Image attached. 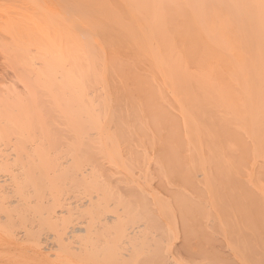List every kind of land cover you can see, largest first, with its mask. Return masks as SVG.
Masks as SVG:
<instances>
[{"label":"bare ground","instance_id":"6f19581e","mask_svg":"<svg viewBox=\"0 0 264 264\" xmlns=\"http://www.w3.org/2000/svg\"><path fill=\"white\" fill-rule=\"evenodd\" d=\"M58 5L53 25L47 18L53 14L45 15L38 52L21 57L26 90L13 92L16 114L0 100L6 114H0V233L20 241L31 236L41 250L69 246L76 264H173L162 252L167 239L159 217L167 214L187 248L193 237L226 231L242 258L264 264L258 250L264 246V0ZM7 141L13 142L5 148ZM146 145L158 153L148 156ZM148 165L159 185L172 179L181 186L168 190L166 200L153 194L156 210L133 185L123 198L117 192L119 184L139 181L135 166ZM76 184L99 192L81 204L76 198L82 209L59 201L64 208L57 210V196ZM46 189L56 204L45 210L31 192L42 196ZM113 201L121 203L116 211ZM197 218L213 219L210 231ZM204 235L202 242L213 237Z\"/></svg>","mask_w":264,"mask_h":264},{"label":"rangeland","instance_id":"374dc122","mask_svg":"<svg viewBox=\"0 0 264 264\" xmlns=\"http://www.w3.org/2000/svg\"><path fill=\"white\" fill-rule=\"evenodd\" d=\"M54 1H56V2H54ZM31 3L34 6L30 5ZM56 3L58 5L60 3V0H58V1L57 0H30V2H29V0H0V100L2 98H5L6 102H4V103H7V105H8V106L6 105V109L8 108L7 109L8 113H9V108H10V110L13 108V110H11V112H12V114H16L15 107H12V105H10V102H12V100H13V92L18 93V94L21 95L22 93L24 94V91L26 90L25 85H24V82H25L24 80L26 78V74L27 73H26V71L24 69L25 66L23 65L24 68H23V66H21L22 65L21 64L22 63L21 57L23 55H26V54L35 55V53L38 52V51H35V50L37 49V47H39V45H40L39 41H41L42 38H43V34H44V31H45V30H43L44 29V25H46L48 23L46 21H48L49 18H51L52 20L53 19L55 20L54 17H56V15H54L53 12H55L54 10H58L59 7H60L59 5H58L59 6L58 7L56 5ZM55 8H57V9H55ZM51 11H53V12H51ZM50 14H53L54 16L50 15ZM45 15L46 16L50 15L51 17L49 16V17H47L48 18L47 19ZM27 17H30V18H27ZM28 19H29L30 22L28 21V23H27ZM52 20H51V23H49V24H52V23L54 24L56 22V20H55V22H54V20L53 21ZM28 24H29V26H28ZM32 27H34V28L32 29ZM31 39H33V40H31ZM34 39L37 40V42L35 41L33 43ZM29 43H31V45ZM32 66L36 67L37 63L36 64H32ZM2 109H3V107H2ZM172 110L174 112L176 111L174 108ZM14 111H15V113H13ZM2 112H3V115H5V117H6V114L4 113L3 110L0 112V114H2ZM3 115H0V123H1L0 127H2V124L5 123L4 120L2 121V119L5 118V117H3ZM8 140H10V139H8ZM9 142L11 144V142H13V141H9ZM9 142L7 141L6 144L4 142L3 146H6L5 148H8L9 145H7V144ZM132 143L135 144L136 143L135 140L132 141ZM3 146H1V148H3ZM145 147H147L148 150L151 149L150 152H148V150L146 149L147 153H148V156H155V154L158 153V147L155 148V146H153V145H146ZM153 148H155V149H153ZM138 149H141V148L139 147ZM154 151H156V152H154ZM152 154H154V155H152ZM103 162H106V161H103ZM140 165H142V164L140 163L139 166ZM247 165H250V163H248ZM105 166H106L105 168H104V166H102L103 170H106V169L108 170L110 165L106 162ZM139 166H135V168H134V170L136 171V175H137V172H139L138 176L135 175L136 179L138 177H140V178H138L139 181L137 183L131 184V186H130L131 188H128L129 187L128 185H126L127 186V188H126L125 185H124L125 187H123L122 184H119V186H120V188H118L119 191H120L121 188H123V189L125 188V189L124 190L121 189L120 192L119 191H117V192L123 198L122 194H124V191L126 189H127L126 191H128V190L131 191L130 189H133V188H136L137 190H141L147 196L146 197L147 200H148L147 201V205L148 206L150 205L152 208H154L156 210V206L154 204V202L156 203V200H154L155 197H153V194L156 193V195H159V196L162 197V198L160 197L161 199H165L166 200V199H168V195H167L168 190H172L174 188L175 189L176 188H180L181 186L179 185V182H177L176 180H172V179H169L167 184L163 183V185H162V183H161V185H159L160 184V182H159L160 180L158 178H156L157 177L156 174L155 175L152 174L153 176L149 174V173H153L154 172V171H152V170H154V169H152V167H154L153 165H152V167H150V165H148V167H150V168H148L146 166L143 169L141 168L142 171L139 170V168H140ZM150 169H152V170H150ZM111 171H109V172L111 173ZM248 171L251 172L250 170H248ZM244 173L245 172L243 171V172H240V174H238L240 180L244 179V178L246 179V176H245L246 173L245 174ZM139 174H141L144 177L140 176ZM150 176H152V178ZM143 178H145V180H143ZM197 178H200V177L198 176ZM244 180H242V181H244ZM142 181H146V182L143 183ZM260 182H261V180H260ZM262 183H264V181ZM81 185H85V184H81ZM132 185H133V188H132ZM249 185L251 187L255 188V186H252V184H249ZM78 186L80 188H78ZM85 186H87V185H85ZM119 186L115 187L113 184L111 185V187H114V188H117ZM61 187H62V189L65 188V187H66V189L67 188L70 189V186L67 187V185L61 186ZM73 187H76V186H73ZM73 187L70 189L71 191H68V192H70L72 194V189H74L73 193H74L75 196L73 194L71 196L70 193H68L67 190L64 189L60 193L61 196L58 195L57 196L58 199L56 198V200L58 201L57 204H56V200H55L54 197H52V196H50L48 194L47 195H43V194H46L48 192L47 189L44 190V192L41 194L42 196L35 195L33 192H31L32 196L34 197L33 198L31 196L32 199L36 200V202L40 201L39 203H33V204L34 205L38 204L39 208L45 207V210L47 208L46 206L50 207L51 205L53 206L54 204H56L55 206L57 208L55 206L54 207L57 210H59L60 207H61V209L64 208V207L68 209L69 205H70V207H71V205L73 206V207L70 208L71 210H74V209L77 210L76 206L81 204L80 201H79L80 198L82 200L85 198L84 200H86L89 197L88 195H91V193H92V195H94V194L99 192V189L97 190L96 187H93V186H88V188H89L88 191L85 190L86 188L84 186L81 187L80 184H78L77 187H76L78 189L73 188ZM99 188H101V186ZM136 189H134V190H136ZM189 190H191V189H189ZM189 190H187L186 187L184 188V191H186V192H190ZM65 191L69 195H67V193ZM126 191H125V193H126ZM88 192H89V194H87ZM128 192L126 193L127 195L129 194ZM31 193L28 194V197H29V195H31ZM62 195H63L64 198L62 197ZM38 196H39V200H38ZM44 196H46V197L49 196V198H52L51 201L49 202V198L46 199V197H44ZM66 196H69V197H66ZM70 197L71 198H73V197L75 198V199H73V203L68 202L69 203L68 204L67 202L65 203V201L62 200V199H65V200L67 199V201H69ZM127 197L128 196H126V198ZM68 198H69V200H68ZM76 198H77V200L79 199L78 200L79 204L77 203ZM126 198H124L123 200H125ZM46 200H48V201H46ZM128 200H130V199L127 198V200L125 202H127ZM44 201H45V203H44ZM52 201H55V202H52ZM59 201H62V202L65 203V204H63L62 202L60 203V204H62V206L64 205V207L60 206ZM74 201H75L76 205L74 204ZM111 201L112 200H110V202ZM130 201H129V203H132L133 200L131 202ZM142 201H143V198H142ZM144 201H146V200L144 199ZM46 202H47L48 205L46 204ZM116 202L117 201H113L111 203V206L109 207L110 210L116 211V209H118L117 207L121 206V203H118V202L116 203ZM122 202H124V201H122ZM138 202H140V201H138ZM50 203H52V204H50ZM42 204H46V205L42 206ZM114 205H115V207H114ZM124 205L127 206L128 204L125 203ZM135 205H137V204H135ZM122 206H123V204H122ZM129 206H130V204H129ZM78 207H79V209H82L80 206H78ZM53 208H51V212H52ZM55 208H54V210H56ZM113 208H114V210H113ZM43 209H42V211L44 212L45 210H43ZM47 210H49V209H47ZM46 212L47 211H45V214L49 213V211L47 213ZM42 214H43L44 218H46V215L44 213H42ZM167 218H168L167 214L166 215L160 214V217H159L160 224H162V227L164 226L166 235L164 233L163 234L166 237L165 239H167V241H165V243L167 242L166 244L164 243V241L162 243V245H163L162 252H163V254H165V256H168L169 259H171V260L173 259L172 262L174 261L175 264L176 263H179V264L183 263L184 264L185 262H186V264H220V263L221 264H251V262L248 259L242 258L244 255L239 253L241 251H238L236 249L237 250V252H236L235 248L234 249L231 248V246L229 245V239L228 240L226 239V236H230L229 232L226 233V231H225V232L222 233L221 231H219L221 233L220 234L219 232L216 233V231L215 232L212 231V233L208 232L209 234H205V235L202 234V235H204L205 238H206V236H208V235L211 236L213 234L212 235L213 237L211 236L212 238H210L209 240L206 239L208 241H205V239H204L203 242H202L203 238L201 237L202 235L198 234V236L201 235V236H199L201 238H199V237H197V238L193 237L192 238L191 237L192 241L188 242V245L190 246V248H187L188 246L183 245V242H182L183 241L182 231L177 229V234H176V231H174L169 226V221L168 222L166 221V220H169V218L168 219ZM197 219L202 221L201 224H203V221H204V223L206 222L208 224L207 225L208 227L205 226V229L207 231H210V227L209 226H211L213 224L212 223L213 219H211V222H210V220H205L203 218H201L203 220H201L200 218H197ZM208 219H210V218H208ZM45 220L47 221V218ZM48 220H49L48 222H50V219H48ZM54 222H56V220ZM176 222H177L176 223V227L180 228V225L178 226V224H179L178 218H176ZM46 226L47 227L45 228V230L48 231L49 233H51V232L53 233L55 231V229H56V228L54 229V227H48V223H47ZM167 227L171 228L170 231H173L172 232V233H174L173 235H172V233H169V231L167 230ZM211 227H213V226H211ZM48 228H49V230H48ZM51 229H52V231H51ZM202 231H204V230H202ZM207 231H206V233H207ZM223 234L226 235V236H223ZM169 235H170V238H169ZM195 235L196 234H194V236ZM172 236H174L173 237L174 239H172ZM29 237H30V239L28 237H26L28 240H31L29 242H27V239H25V241H20V238H23V237L15 238V236L4 234V233L1 232L0 233V264H67V263L68 264H76L74 259H73V257L68 255V254L73 253V252L70 253L71 250H69V248H70L69 246L66 249L67 251H69V253H67V251L66 252L65 251H61L60 252L59 250L57 251L58 252L57 253L56 251L53 252V250L50 251V250L43 249V248L41 250V246L40 245L42 243H35V240L33 241L34 238L31 239V236H29ZM227 238H229V237H227ZM21 240H24V239H21ZM171 240H173V241H171ZM209 241H212V242L210 243ZM52 242H54V241L52 240ZM195 242H196V245L194 244ZM198 242H199V244H198ZM63 243L65 244V241ZM71 243H72L71 240H69V244H67V245H70ZM180 243H182L181 245H183L182 247H183V249L186 252H184L182 247H181V249L179 248L180 247ZM204 243H206V244H204ZM73 244L74 243H72L71 246ZM176 245H179V246H176ZM43 246H45V245H43ZM73 248L71 247L72 250H74ZM205 248H207L208 251ZM259 248H261V247H259ZM259 248H258L259 252L264 254V252L261 251V250H264L263 249L264 246H263L262 249H259ZM199 251H201L200 254H199ZM209 251L210 252L213 251L214 253L211 252L212 253L211 254V253H209ZM74 252H75V250H74ZM192 252H193V254H192ZM204 252L206 254H209L208 256L213 255L212 258L213 259L216 258V260L212 261L211 257L208 259L206 257L207 255ZM62 253H64V254H62ZM203 254H205L206 256L203 255ZM204 256H205V258H207L208 260H210L212 262H210V261L206 262L207 261L206 259L205 260H203V259L201 260V258H204ZM261 256H263V255L259 254V257H261ZM179 260H180V262H179ZM247 261H249V262H247ZM174 262H173V264H174Z\"/></svg>","mask_w":264,"mask_h":264}]
</instances>
